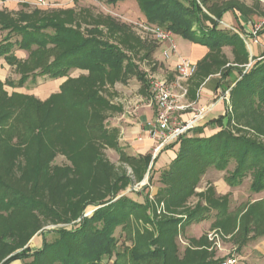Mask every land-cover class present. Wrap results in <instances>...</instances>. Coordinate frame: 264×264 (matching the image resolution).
Segmentation results:
<instances>
[{"label":"rangeland","instance_id":"374dc122","mask_svg":"<svg viewBox=\"0 0 264 264\" xmlns=\"http://www.w3.org/2000/svg\"><path fill=\"white\" fill-rule=\"evenodd\" d=\"M13 1L20 6L17 12H0V48L13 46L8 55L15 57L12 63L0 57L11 69L7 78L0 81V119L4 118L0 120V174L10 187L30 195L36 183L34 170L40 153V162L48 166L50 177L41 179L38 193V200L46 208L18 209L13 212L11 222L10 212L0 208V223L4 225L6 220L16 229L15 240L12 239L15 242L8 239L3 246L5 253L11 252L6 260L26 248L33 252L41 249L46 232L76 229L83 218L92 217L99 209L92 204L108 201L112 184L126 176L133 184L119 197L128 196L141 207L129 212L125 223L114 228L115 252L111 258L104 257L102 264H114L118 253L128 258L133 249L147 253L149 248L165 250L169 264H222L229 258L235 259L236 264H264V191L251 190V174L232 185L228 179L236 169L235 160L229 161L224 169L217 168L197 158L182 143L176 144L178 140L171 144H176V158L166 160L162 166L158 161L171 145L158 153L154 148L144 178L137 183L135 170L140 169V163L131 164L127 159L141 156L131 153L120 129L115 128L122 124L123 116L136 119L149 108L156 117L152 83L162 80L172 83L176 75L164 59L168 61L179 51L183 58L193 60L196 57L189 46L194 44L173 35L175 41L173 36L171 40L178 51L170 53V41L163 42L151 31L154 26L147 23L135 0L118 4H110L108 0ZM211 4H215V11L225 5L240 6L241 10L226 14L229 20L223 19L220 25L221 29L238 34L240 42L215 51L207 48V54L193 62L198 71L187 83L186 109L173 115V122L181 124L184 115L189 118L205 112L204 120L186 138L219 135L221 139L228 133L264 147V104L253 103L252 97L237 86L242 76L264 60V0H213ZM51 20L85 38L95 37L120 46L134 67L94 76L76 69L67 77L42 75L44 64H52L58 50L49 44L31 61V53L38 46L34 45L30 51L21 49L18 46L21 33L13 27ZM42 33L54 35L55 30L48 28ZM137 72L144 80L135 76ZM23 73H28V78L21 86ZM75 81L81 90L90 85V93L101 100L96 114L88 110L87 116L89 120L92 115L100 117L102 130L109 133L107 142L93 139L96 133L89 134L84 141L81 130L89 121L85 113L70 111L72 103L77 102L70 97L71 93L66 99L63 94L55 103L43 107V103L61 93L66 82ZM71 84L70 88L74 86ZM48 108L51 115L45 119ZM54 118L55 132L43 135L49 126L45 122L52 120V123ZM220 118H224L222 125L211 124ZM87 145L97 149L95 158L105 164L101 166L103 172L96 170L99 165L94 160L95 166L89 165L81 172L75 170V162L91 160L85 149ZM178 156L182 158L176 161ZM3 192L7 196L11 194L0 191V202L7 198ZM191 216L197 219L190 220ZM93 227L103 226L94 222ZM57 238L56 234H50L47 241L52 243ZM18 242L25 244L24 247H18ZM152 242L156 244L151 246Z\"/></svg>","mask_w":264,"mask_h":264},{"label":"trees","instance_id":"16d2710c","mask_svg":"<svg viewBox=\"0 0 264 264\" xmlns=\"http://www.w3.org/2000/svg\"><path fill=\"white\" fill-rule=\"evenodd\" d=\"M6 1V0H1ZM127 0H108L110 4H118ZM138 3L141 13L151 26L161 28L173 35L180 36L194 44L208 48L210 51L220 50L225 46H235L240 42L238 34L228 32L220 28V25L226 14L241 10L238 5H225L218 11H215V4H211L213 0H135ZM12 28V27H9ZM53 28L54 35H45L43 30ZM13 30L21 33V43L19 47L23 50H31L34 45L38 48L31 53V61L35 55L44 50L49 44L55 46L58 55L52 64L45 63L42 69V75H48L51 78L67 77L68 73L73 70L87 71L90 76L96 74H106L108 71H126L132 69L129 57L116 44L100 40L95 37L85 38L79 32L68 29L55 21H42L41 24L26 25L24 27H13ZM264 33V31H263ZM262 32L259 34H263ZM43 34V35H42ZM0 48V57H6L9 63H12L15 57H10L8 51L14 48L11 45H3ZM244 46V45H243ZM245 48V47H244ZM246 53V52H245ZM34 56V57H33ZM137 78L144 80L140 72L135 74ZM28 78V73L22 74L20 85L22 86ZM70 82V81H69ZM66 82L62 86L61 93L53 96L50 100L43 103V107L55 103L58 98L65 94V99L71 96L77 102H73L69 107L73 113L86 114V120L89 121L86 126L82 127V135L84 141H87L89 134L96 133L93 139L107 140L108 134L103 131V125L98 122L99 116H87L89 113L96 114L98 105L101 100L92 95L90 85H85L84 90L75 82ZM88 83L87 81H84ZM147 84L145 81H143ZM83 83V82H82ZM74 85L69 87L68 85ZM251 96L253 103L264 104V60L254 65L252 70L242 76L241 81L237 85ZM69 87V89H68ZM64 88L66 90H64ZM22 99L28 100V97L22 96ZM49 109L45 112V119H49L51 112ZM56 117V116H55ZM3 117H1L2 119ZM6 118V117H5ZM8 118V117H7ZM0 119V120H1ZM4 119V118H3ZM2 119V120H3ZM30 122V119H28ZM52 121V120H51ZM45 122L47 128L44 129L43 135L47 136L51 132H55L56 118L51 123ZM224 118L214 120L211 124H221ZM47 123V125H46ZM90 123V124H89ZM53 124V125H52ZM51 125L53 126L51 128ZM30 130L32 126L29 125ZM202 132V129L198 130ZM100 132V133H99ZM224 132V131H222ZM41 136V129L38 131ZM216 135L212 138L182 137L176 144L182 143V147L196 154L197 158L206 160L208 164L224 169L231 160L237 163L233 175L228 181L234 185L239 183L246 175L251 174L253 177L251 190L254 193L264 191V147L251 143L246 139L233 137L231 134H224L220 139ZM82 141V140H81ZM181 141V142H180ZM107 142V141H106ZM175 144V145H176ZM175 145H171L167 150H171ZM91 160L75 162V170L80 172L89 165L95 167L96 170L103 172L101 166L105 167L100 161H97L98 152L95 147L86 146ZM116 151L121 152L119 148ZM41 154H37L34 176L36 179L35 186L30 195H23L18 189L10 187L0 174V191H8L11 196L2 199L0 208L10 212L11 217L8 221H12L13 212L21 208L44 209L45 204L38 200V193L41 188V179L50 177L48 166L40 162ZM76 156V155H75ZM182 156V155H181ZM178 156L177 160H181ZM96 157V158H95ZM89 159V158H88ZM132 160L134 162H132ZM152 160V156H141L139 158L129 157L127 159L131 164L140 163V169H136L137 183L144 178V173ZM99 162V163H98ZM47 173H46V172ZM105 172V171H104ZM103 174V173H101ZM104 175V174H103ZM133 181L129 177H119L112 184V191L108 194L109 200L101 203H93L95 207H99L90 218H83L80 225L71 231L66 229L49 231L43 235V245L41 249L33 252L30 248H26L23 252L16 254L6 260L10 253L3 251V246L8 239L16 237V229L13 225H8L6 220H2L4 225L0 223V264H12L20 261L25 264H102L104 257L111 258L115 250V239L113 237L114 228L125 223L129 212H133L141 207V204L134 202L128 196L119 197L120 193L125 191ZM25 196V197H23ZM119 197V199H117ZM117 199V200H116ZM44 206V207H43ZM43 207V208H42ZM83 214V213H82ZM82 214L80 217H83ZM6 216L5 218H10ZM197 216H191L190 220H196ZM94 222H99L102 228L93 227ZM56 234L58 238L49 243L47 236ZM15 240V239H14ZM12 240L13 242H15ZM19 243V242H18ZM156 243L152 242L151 246ZM25 244L19 243L17 246L22 248ZM30 260V261H29ZM114 264H169L167 254L163 249L149 248L147 253L139 252L135 249L131 250L130 255L124 256L118 253ZM211 264V263H208Z\"/></svg>","mask_w":264,"mask_h":264},{"label":"built area","instance_id":"2783aa9c","mask_svg":"<svg viewBox=\"0 0 264 264\" xmlns=\"http://www.w3.org/2000/svg\"><path fill=\"white\" fill-rule=\"evenodd\" d=\"M158 39L170 41V53L176 52V46L171 40L173 34L158 27L151 30ZM197 65L186 58L179 56L175 67V78L172 83L162 80L152 83L153 103L157 108L155 119L148 125L149 137L155 141V152L158 153L165 147L177 142L182 137L197 128L206 117L207 113L200 112L193 115L181 124L173 122L172 116L186 109V101L189 90L187 83L197 74ZM222 264H236V260L229 258Z\"/></svg>","mask_w":264,"mask_h":264},{"label":"crops","instance_id":"0c3cea01","mask_svg":"<svg viewBox=\"0 0 264 264\" xmlns=\"http://www.w3.org/2000/svg\"><path fill=\"white\" fill-rule=\"evenodd\" d=\"M20 6L16 5L15 1L13 0H6V1H1L0 0V12L1 11H9V12H17L19 10ZM228 15H225L224 19L229 20V18L227 17ZM1 32V31H0ZM2 34V33H1ZM175 36H173V39L175 41ZM168 46L169 44L166 43ZM194 44V43H193ZM166 45V46H167ZM190 47V52L192 55H194L193 60L188 59L189 61L193 62H197L199 60H201L208 52L206 47L194 44L189 46ZM178 51V50H177ZM21 53H23V51H20ZM19 53V52H18ZM179 56L180 57H184L180 54V52L178 51V55L177 56H172L168 61H166V59H164V61L166 62V65L168 67H170L171 69L174 70L175 72V66L177 65L178 61H179ZM11 69L10 67L7 65V63L5 62L4 58H0V81H4L7 78V75L10 73ZM211 93V92H208ZM205 97H207L208 95L204 94ZM151 107V106H149ZM155 118V113L154 110L152 108H149L144 115L137 117L135 119L134 118H126V117H122V124L120 126H115V128H119L120 129V134L121 137L123 139V141L128 144L129 146V150L131 151V153L135 156H148V155H152L154 148L156 147V143L154 140H152L149 137V133H148V125L154 120ZM184 120H188V116L184 115L183 116ZM176 147L173 150H169L167 152H165V156L164 154H162V156H164V159L158 161L160 162V165H164L166 164V160H171V159H175L176 158ZM167 154V155H166Z\"/></svg>","mask_w":264,"mask_h":264}]
</instances>
